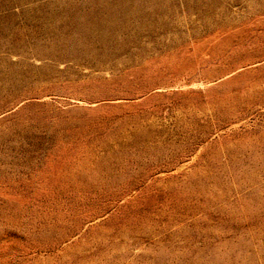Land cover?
<instances>
[{
  "label": "rangeland",
  "instance_id": "374dc122",
  "mask_svg": "<svg viewBox=\"0 0 264 264\" xmlns=\"http://www.w3.org/2000/svg\"><path fill=\"white\" fill-rule=\"evenodd\" d=\"M0 264H264V0H0Z\"/></svg>",
  "mask_w": 264,
  "mask_h": 264
},
{
  "label": "bare ground",
  "instance_id": "6f19581e",
  "mask_svg": "<svg viewBox=\"0 0 264 264\" xmlns=\"http://www.w3.org/2000/svg\"><path fill=\"white\" fill-rule=\"evenodd\" d=\"M81 9V8H80ZM105 9V8H104ZM106 12V11H105ZM89 14V13H88ZM107 14V13H106ZM96 15V14H95ZM111 16V15H110ZM55 20V19H54ZM52 25V24H51ZM99 29V28H98ZM102 29V28H101ZM98 34V33H97ZM109 37V36H108ZM27 40V39H26ZM106 41V40H105ZM93 53V52H92ZM6 56V55H5ZM93 59V58H92ZM59 60V59H58ZM81 61V60H80ZM88 61V60H87ZM56 80V79H55ZM12 82V81H11ZM46 83V82H45ZM3 91V90H2Z\"/></svg>",
  "mask_w": 264,
  "mask_h": 264
}]
</instances>
